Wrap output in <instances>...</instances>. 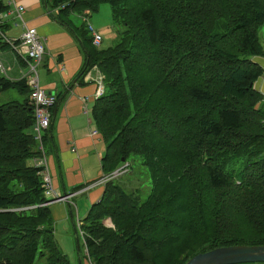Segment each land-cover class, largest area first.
Instances as JSON below:
<instances>
[{
    "label": "trees",
    "instance_id": "obj_1",
    "mask_svg": "<svg viewBox=\"0 0 264 264\" xmlns=\"http://www.w3.org/2000/svg\"><path fill=\"white\" fill-rule=\"evenodd\" d=\"M45 3L69 26L70 15L110 5L113 45L95 46L85 22L75 29L81 75L96 66L104 76L92 111L106 144L102 169L137 155L152 179L143 201L139 185L119 180L130 162L104 184L80 219L92 263L185 264L219 246L264 245V97L254 86L264 68L253 59L264 56V0ZM7 9L0 0V14ZM10 88L27 97L0 104V264H71L34 162L42 151L30 87L0 74V93ZM48 139L49 128L44 149Z\"/></svg>",
    "mask_w": 264,
    "mask_h": 264
},
{
    "label": "crops",
    "instance_id": "obj_2",
    "mask_svg": "<svg viewBox=\"0 0 264 264\" xmlns=\"http://www.w3.org/2000/svg\"><path fill=\"white\" fill-rule=\"evenodd\" d=\"M12 1L24 7L23 20L14 12ZM6 2L7 14L0 18V58L7 67L6 76L11 80H21L27 71L28 65L23 58L26 57V48L21 39L24 22L27 26L37 28L45 46L43 62L38 71L39 82L47 92L57 95V103L51 108L49 130L53 139H48L45 143L46 158L54 188L62 194L76 193L72 197V204L63 201L49 204L54 227L56 225L55 228H58L59 224L62 230V222L67 221L68 226H75L78 211L84 213L85 218L93 204L101 200L104 191V184L86 189L90 182L104 175L101 161L106 154V144L100 134L91 133V129L96 127L92 111L99 97L96 95L98 83L88 80L87 75L80 73L85 64L86 53L75 29L83 24L78 18L85 22V16L77 15L76 18L75 14L70 15L72 26H69L53 16L58 14V10L49 12L51 9L47 7L45 0ZM88 17L103 35L102 47L113 45L117 40V33L112 20L99 16V13ZM109 34L113 44H110ZM259 34L264 46V25ZM5 37L13 40L16 47L7 42ZM253 59L264 68V56H255ZM92 70L91 74L96 75L98 71ZM254 86L264 97V75L257 79ZM69 240L72 242L71 236ZM66 244L67 241L64 240L62 250V246ZM83 256L78 254V264H92L86 254L87 262Z\"/></svg>",
    "mask_w": 264,
    "mask_h": 264
},
{
    "label": "built area",
    "instance_id": "obj_3",
    "mask_svg": "<svg viewBox=\"0 0 264 264\" xmlns=\"http://www.w3.org/2000/svg\"><path fill=\"white\" fill-rule=\"evenodd\" d=\"M62 6L64 7L65 5ZM14 12H16L17 16L22 18L24 7L22 5H17L16 3H14ZM5 14H7L6 11L0 14V18H2ZM85 23L87 25L88 30L92 34L93 44L99 47L103 41L102 34L97 30L93 22L90 21V18L88 16H85ZM5 38L7 42H9L12 46L16 47V44L13 40L8 37ZM21 39L22 45H24L26 48V57L23 58H25L26 64L28 65L24 78L26 79L27 84L30 87V99L34 107L35 121L32 125V132L35 135L36 141L38 142L39 149L42 151V155L40 157L35 158L34 162L36 166L42 168L41 173L43 177V186L45 188L44 194L48 200V203L50 204L54 201H63L72 204V197L76 193L62 194L54 188L44 149L43 136L45 131L49 128L51 124V108L57 103V95L54 93L47 92L45 89L42 88L39 82L38 68L42 63L45 54L43 38L39 35L37 28L27 26L24 22V31L21 36ZM93 69H96L98 71L96 76H92V70L88 71L86 75L88 77V80H94L98 83L96 95L100 96L104 92V76L97 69L96 66H94ZM0 73L4 75L7 74V67L4 65L1 58ZM91 133L95 135L99 134V131L96 127H93L91 129ZM128 167L129 163H124L121 167L114 170L113 172L109 174H104L100 179L89 183L86 189L93 187L97 184H105L107 181L119 177L128 170ZM78 224L81 225L80 219H78Z\"/></svg>",
    "mask_w": 264,
    "mask_h": 264
},
{
    "label": "rangeland",
    "instance_id": "obj_4",
    "mask_svg": "<svg viewBox=\"0 0 264 264\" xmlns=\"http://www.w3.org/2000/svg\"><path fill=\"white\" fill-rule=\"evenodd\" d=\"M99 13V16H103L104 18H109L112 20L111 16V9L109 4H103L100 7V10L93 13L94 16ZM71 16H75L74 14ZM76 18L77 15L75 16ZM93 18V17H92ZM79 22H83L82 19L78 18ZM111 37L110 44H113L112 36ZM108 45V44H107ZM93 72V71H92ZM92 76H96L93 75ZM27 97L26 92L19 91L18 88H10L2 93L0 95V104L5 103L10 100H23ZM39 146V145H38ZM130 171L125 174L123 177H121L119 180L122 184L127 186L131 190H136L137 186L139 185V195L141 196V200H145L148 195L151 192L152 188V179L150 176L149 171L143 164V160L140 156L134 155L132 156L129 161ZM84 213L78 211V215H76L75 220V226L71 225L68 226V222H62V230L60 229V226L58 224V228H55L54 236L55 240L58 244V246L61 248V245L63 244V241L66 240L67 244L63 245V251L67 255V257L70 260L71 264H78V254H82L84 261H88V259L85 257L86 254V248L84 245V236L82 235V230L80 228V225L78 224V219H83ZM77 222V223H76ZM105 223L107 225H112L111 219L107 218L105 220ZM56 227V225H55ZM69 236L72 238V242L69 240ZM62 249V248H61Z\"/></svg>",
    "mask_w": 264,
    "mask_h": 264
},
{
    "label": "water",
    "instance_id": "obj_5",
    "mask_svg": "<svg viewBox=\"0 0 264 264\" xmlns=\"http://www.w3.org/2000/svg\"><path fill=\"white\" fill-rule=\"evenodd\" d=\"M258 262H264V245L237 244L219 246L205 252H200L185 264H241Z\"/></svg>",
    "mask_w": 264,
    "mask_h": 264
}]
</instances>
